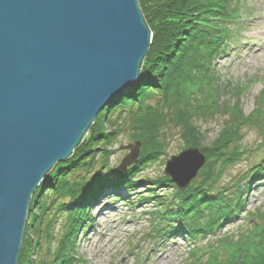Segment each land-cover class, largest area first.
I'll return each mask as SVG.
<instances>
[{"label":"trees","instance_id":"16d2710c","mask_svg":"<svg viewBox=\"0 0 264 264\" xmlns=\"http://www.w3.org/2000/svg\"><path fill=\"white\" fill-rule=\"evenodd\" d=\"M229 3L230 0H138L151 32L140 77L96 116L72 156L57 164L38 186L29 206L17 264H74L76 230L84 224L85 213L106 190L136 191L140 183L136 172L164 156L170 127L178 131L182 149L197 148L205 163L198 172L199 181L184 192L177 191L164 176L155 177L154 181L147 179L150 185L167 186L174 193L151 204L152 232L163 231L159 225L164 224L166 234L185 232L190 239H203L214 236L221 222L241 213L239 198L249 185L245 183L250 176L236 181L234 187L222 182L226 170L253 151L262 153L257 162L251 163L252 167H259L253 177L264 178V93L257 99V109L248 116H243L235 105H219L228 85L219 86L214 62L226 54L233 33L226 26L234 23ZM215 115L223 117L218 138L202 146L203 134L195 121ZM122 124L133 131L130 141L140 143L137 163L124 173L101 175L98 171L87 180L77 176L79 171L86 173L96 161L100 162V169L106 166L109 147ZM244 128H254L259 134L254 148L245 147ZM98 150L102 155L95 158ZM148 197L140 201L153 200ZM60 215L64 225L57 236L54 226ZM170 220L175 222L171 228ZM259 227L255 223L236 237L210 240L207 247L193 246L185 264H264V231ZM57 237L56 247L52 248L50 244ZM81 263L77 258V264Z\"/></svg>","mask_w":264,"mask_h":264},{"label":"water","instance_id":"95a60500","mask_svg":"<svg viewBox=\"0 0 264 264\" xmlns=\"http://www.w3.org/2000/svg\"><path fill=\"white\" fill-rule=\"evenodd\" d=\"M150 44L138 0H0V264H17L38 186L138 81ZM139 149L120 147L118 173ZM204 163L188 147L162 173L184 192Z\"/></svg>","mask_w":264,"mask_h":264},{"label":"rangeland","instance_id":"374dc122","mask_svg":"<svg viewBox=\"0 0 264 264\" xmlns=\"http://www.w3.org/2000/svg\"><path fill=\"white\" fill-rule=\"evenodd\" d=\"M228 7L234 16V23H226V26L233 30V33L231 40H228L229 47L224 44L227 46L226 54L221 55L214 62L219 86L228 85V89L218 102L221 107L225 105L231 108L235 105L243 116H248L257 109V99L264 93V50H262L264 34L254 35L256 31L264 28V6L262 0H230ZM220 22L219 27L222 26ZM121 117L123 119L125 116ZM222 118L220 115H215L212 119H196L195 122L203 134L202 146H208L218 138ZM127 126L129 125L122 124L112 146L109 147L111 154L107 157L106 166L100 169V162L96 161L86 173L79 171L77 176L87 180L98 171L101 175L117 172L116 168L128 154V151L120 150V147L134 143L129 139L133 131ZM254 128L243 129L245 131L243 143L246 148H254L260 140ZM177 133L178 131L173 127L168 128L164 156L147 168L136 172L135 178L140 181L135 187L136 191L120 189L109 193L104 191L102 197L104 199L99 200V205H94L85 213L86 218L82 219L85 220L84 224L76 230L73 245L74 264H77V258L82 262L81 264H185L188 251L193 246L207 247L210 240L212 242L220 237H236L239 231L255 223H258V226H261L260 230L264 231V178L253 177L259 167H252L251 164L257 162L262 153L255 154L253 151L247 152L240 162L226 170L222 182L224 186L234 187L236 181L239 182V179L245 176H250L251 179L249 178L245 183V185L249 183L245 186L246 190H241L242 195L239 198L241 213L221 222L214 236L190 239L185 232L170 235L165 233L164 224L159 225L163 231L152 232L154 224L151 204L158 200H166L174 193L170 187L152 186L146 181L147 179L154 181L155 177L163 176L165 160L184 149ZM101 155L102 152L98 150L93 156L97 158ZM197 175L190 185H195L199 181ZM240 188L242 189V186ZM115 195L119 198H115ZM148 196L153 197V200L140 201L142 197ZM170 221L171 228L175 226V222ZM63 222L64 217L60 215L54 226L57 236L63 232ZM262 234L264 235V232ZM57 239L58 237L50 244L52 248L56 247Z\"/></svg>","mask_w":264,"mask_h":264},{"label":"bare ground","instance_id":"6f19581e","mask_svg":"<svg viewBox=\"0 0 264 264\" xmlns=\"http://www.w3.org/2000/svg\"><path fill=\"white\" fill-rule=\"evenodd\" d=\"M262 5L264 6V0H262ZM262 34H264V28H261V29H259L258 31H256L255 32V34L254 35H262ZM262 50H264V48L262 49ZM106 193H109V191H105ZM103 197V194H100V195H98L97 196V200H96V204L97 205H99V200H102V199H104V198H102ZM104 215V214H103ZM107 214H105L104 216H106ZM157 259V258H156ZM159 259V258H158Z\"/></svg>","mask_w":264,"mask_h":264}]
</instances>
